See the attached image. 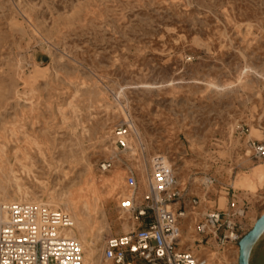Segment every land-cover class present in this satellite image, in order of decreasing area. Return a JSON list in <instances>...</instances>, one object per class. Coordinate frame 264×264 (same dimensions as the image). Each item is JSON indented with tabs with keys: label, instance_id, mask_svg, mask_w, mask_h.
Wrapping results in <instances>:
<instances>
[{
	"label": "rangeland",
	"instance_id": "rangeland-1",
	"mask_svg": "<svg viewBox=\"0 0 264 264\" xmlns=\"http://www.w3.org/2000/svg\"><path fill=\"white\" fill-rule=\"evenodd\" d=\"M119 125L131 126L135 157L117 154L101 174ZM254 144L264 145V0H0V204L74 216L84 264H106L105 241L136 227L118 209L130 169L143 192L162 156L199 199V220L232 194L242 201L235 178L264 165ZM89 177L97 207L65 206ZM254 197L244 201L258 216L263 186ZM258 243L252 264H264V235ZM238 250L192 246L216 254L211 264H238Z\"/></svg>",
	"mask_w": 264,
	"mask_h": 264
},
{
	"label": "built area",
	"instance_id": "built-area-1",
	"mask_svg": "<svg viewBox=\"0 0 264 264\" xmlns=\"http://www.w3.org/2000/svg\"><path fill=\"white\" fill-rule=\"evenodd\" d=\"M130 125L114 131L116 154L98 164L101 174L113 169L117 154L135 157L130 143ZM255 157L264 161V145L254 144ZM137 154L144 156L139 142ZM136 171L125 178L127 195L118 209L134 221L136 227L120 237L105 241L102 251L109 264H207L192 246L210 241L221 250L234 245L245 234L248 207L232 194L226 210H210L198 220L199 199L188 197L178 185L172 167L162 156L153 157L145 178L144 191L138 193ZM212 185L213 181H209ZM70 218L60 210L44 205H12L6 219L0 218V264H84L78 241L67 235ZM194 228L195 237L184 238L186 226Z\"/></svg>",
	"mask_w": 264,
	"mask_h": 264
},
{
	"label": "bare ground",
	"instance_id": "bare-ground-1",
	"mask_svg": "<svg viewBox=\"0 0 264 264\" xmlns=\"http://www.w3.org/2000/svg\"><path fill=\"white\" fill-rule=\"evenodd\" d=\"M116 152V150H114V154H116L115 153ZM115 156V155H114ZM164 163H165V161H164ZM166 164V163H165ZM167 165V164H166ZM168 166V165H167ZM169 167V166H168ZM13 175V174H12ZM110 183V185L112 186V187H114V185L116 184V181H115V179L114 180H112V181H110L109 182ZM17 192L18 193H20V194H23L24 196H26L27 197V194L26 193H22L21 192V188L17 185ZM97 188H96V186H95V181H94V179H93V177L92 178H88V180L86 181V183L84 184V186L83 187H81V188H79V189H77L75 192H74V194L72 195V198L67 202V204L65 205V206H75V207H77V208H81V210L83 211V212H85V213H90V212H92L96 207H97V203H98V199H97ZM53 199V198H52ZM54 200V199H53ZM3 201H5V200H3ZM29 203H15V202H9V203H2V204H0V218L1 219H6V217H7V211H8V209L10 208V206H12V205H28ZM34 204V203H33ZM32 204V205H33ZM37 206H40V205H37ZM45 206V205H44ZM52 206V205H51ZM101 206V205H100ZM53 207H55V208H57L58 207V205L56 204V202H54L53 203ZM52 208V207H51ZM74 208V207H73ZM66 209V208H65ZM75 209V208H74ZM76 212V211H75ZM78 212V211H77ZM64 214H67L68 216H69V218H70V229H69V231L67 232V235L68 236H70V237H72V238H74L73 237V234H74V229H78L79 227H80V225H79V223L77 222V219H75V217L74 216H70V214H68V213H66V212H63ZM81 214V213H80ZM94 214V213H93ZM84 225H85V223H84ZM83 227V226H82ZM80 229V228H79ZM80 230H82V229H80ZM80 232V231H79ZM192 232H193V227L192 226H189V231H188V233H187V235H185L184 234V238L185 239H192L193 238V236H192ZM74 239H76V238H74ZM77 240V239H76ZM78 241V243L80 244V246H81V248H82V250H83V246H82V244L83 243H81L79 240H77ZM203 250H205V249H203ZM84 252V251H83ZM223 253H225V251L223 252ZM238 253H239V250H238ZM217 257V255L216 254H214V253H210L209 255H208V258H207V264H211V262H212V260H214L215 258ZM83 259H84V257H83ZM88 262H87V264H91L92 263V261L90 260V258L88 257L87 259H86ZM86 263V262H85ZM106 264H109L108 262H105Z\"/></svg>",
	"mask_w": 264,
	"mask_h": 264
},
{
	"label": "crops",
	"instance_id": "crops-1",
	"mask_svg": "<svg viewBox=\"0 0 264 264\" xmlns=\"http://www.w3.org/2000/svg\"><path fill=\"white\" fill-rule=\"evenodd\" d=\"M233 185L236 187V192L238 193V197L241 198L242 201L246 199L254 200L255 194H258L260 192L261 186L264 187V165L260 164L254 166L253 169L248 172L239 173L238 176L235 178ZM207 194L208 193H206L205 195ZM217 205H218L217 209L220 210V202H218ZM262 214L257 216V214L255 215L254 212L248 211L247 217L250 220V223H248V225H250L252 228L256 220ZM258 244L259 245L257 248L259 252L256 253L254 259L258 258V254L260 253L263 247L262 243H258Z\"/></svg>",
	"mask_w": 264,
	"mask_h": 264
},
{
	"label": "water",
	"instance_id": "water-1",
	"mask_svg": "<svg viewBox=\"0 0 264 264\" xmlns=\"http://www.w3.org/2000/svg\"><path fill=\"white\" fill-rule=\"evenodd\" d=\"M263 235H264V214H262L256 220L251 230L239 241L238 264H252L251 262L252 250Z\"/></svg>",
	"mask_w": 264,
	"mask_h": 264
}]
</instances>
